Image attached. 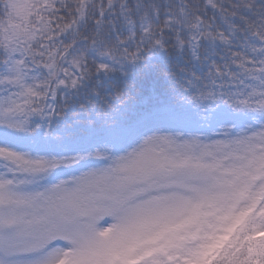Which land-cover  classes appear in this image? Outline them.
<instances>
[{"label": "snow or ice", "instance_id": "1", "mask_svg": "<svg viewBox=\"0 0 264 264\" xmlns=\"http://www.w3.org/2000/svg\"><path fill=\"white\" fill-rule=\"evenodd\" d=\"M0 264H264V0H0Z\"/></svg>", "mask_w": 264, "mask_h": 264}]
</instances>
